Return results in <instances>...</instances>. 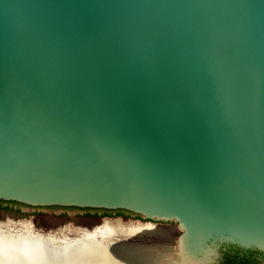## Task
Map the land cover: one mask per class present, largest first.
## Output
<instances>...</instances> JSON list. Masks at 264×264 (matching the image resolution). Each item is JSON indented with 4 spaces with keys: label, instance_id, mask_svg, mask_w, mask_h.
I'll return each instance as SVG.
<instances>
[{
    "label": "water",
    "instance_id": "water-1",
    "mask_svg": "<svg viewBox=\"0 0 264 264\" xmlns=\"http://www.w3.org/2000/svg\"><path fill=\"white\" fill-rule=\"evenodd\" d=\"M0 202L166 222L106 240L183 264L264 253V0H0Z\"/></svg>",
    "mask_w": 264,
    "mask_h": 264
},
{
    "label": "bare ground",
    "instance_id": "bare-ground-1",
    "mask_svg": "<svg viewBox=\"0 0 264 264\" xmlns=\"http://www.w3.org/2000/svg\"><path fill=\"white\" fill-rule=\"evenodd\" d=\"M6 220L10 225L15 224L8 218ZM19 225L23 223L15 226ZM108 233L105 232L107 237L103 239L95 236L63 238L52 234L29 233L23 228L0 229V264H42V259L46 258L55 262H57L56 258L60 259L63 264H183L186 262L155 248L146 249L143 244L120 243L110 247L111 240H106L111 237ZM47 241L54 245L62 244L66 250L54 249V255L43 257L44 253L40 250L46 248ZM37 250L40 252L34 253ZM34 255L37 257L35 258Z\"/></svg>",
    "mask_w": 264,
    "mask_h": 264
},
{
    "label": "rangeland",
    "instance_id": "rangeland-1",
    "mask_svg": "<svg viewBox=\"0 0 264 264\" xmlns=\"http://www.w3.org/2000/svg\"><path fill=\"white\" fill-rule=\"evenodd\" d=\"M21 208H15V207H7V209L5 208H0V217H2L1 222H3V218L6 215H13V216H17V218L22 221V222H26V221H31L32 223L35 224V227L40 230L41 232H58L60 231H65L67 230L66 228L68 226H78L81 230H86L90 228V224H89V219H97L99 218V216H87L86 215V211L85 209H81V208H61V207H31V206H26V205H20ZM93 212V210H92ZM95 212V211H94ZM116 212V211H114ZM111 220H115V221H109V222H105L101 225H98L96 227H94L93 230L91 231H87L84 234H78L74 237H89V236H95V238H102L103 237H107V235L105 234V232H109L108 235L111 236L110 233L114 234V233H118V234H131V233H146V232H158L159 229L157 228L156 225H154V223H158L159 225H167L166 222L161 223V222H153V223H146V221H142V219H140V222H135L137 219V216H131L130 214H127L126 212L121 211V216L116 217L115 215L113 217H111ZM124 219V220H130L131 223L129 224H125L123 223L121 220L117 219ZM8 226L5 228H2L3 226H0V229L2 230H7L9 228H16V229H20L23 228V230H26L29 233H34V234H42V233H38L35 230L32 229V225L30 223H23V225H19L18 227L14 226V225H10V223H7ZM168 225L172 226V227H176V225H173L171 223H169ZM115 228V229H114ZM177 232L171 231L170 230V237H168L167 239H155L156 237L153 238V240H155V242H175V238H177ZM47 235V234H44ZM52 235H56L58 237H63V238H74V237H68L67 235L63 234V235H58V234H52ZM160 237V236H157ZM171 238V239H170ZM152 239V238H151ZM157 240V241H156ZM159 240V241H158ZM42 251L43 257L47 256L49 254H53L54 255V250L50 251L47 247L40 250ZM40 251H35L36 252H40ZM41 252V253H42ZM56 252V251H55ZM35 256V255H34ZM33 257V256H32ZM37 256H35L36 258ZM47 259V258H46ZM46 259H42V264H63V262H61L60 259H55L57 262L55 261H50V260H46ZM33 260V259H32ZM59 260V261H58ZM220 261V259H219ZM218 261L217 264H219L220 262ZM34 264V263H32Z\"/></svg>",
    "mask_w": 264,
    "mask_h": 264
},
{
    "label": "trees",
    "instance_id": "trees-1",
    "mask_svg": "<svg viewBox=\"0 0 264 264\" xmlns=\"http://www.w3.org/2000/svg\"><path fill=\"white\" fill-rule=\"evenodd\" d=\"M121 213V211H119ZM264 255L259 250L242 249L235 245H226L221 249L220 261L222 264H264L259 256Z\"/></svg>",
    "mask_w": 264,
    "mask_h": 264
},
{
    "label": "flooded vegetation",
    "instance_id": "flooded-vegetation-1",
    "mask_svg": "<svg viewBox=\"0 0 264 264\" xmlns=\"http://www.w3.org/2000/svg\"><path fill=\"white\" fill-rule=\"evenodd\" d=\"M7 207L21 208L20 204H17L14 202H10V203L0 202V208L7 209ZM61 208L67 209L68 207H61ZM70 208H72V207H70ZM92 210H93V212H92ZM85 211H86L87 216H99V217L110 216V217H113L114 215L115 216L121 215V213H119V211H117V212L111 211L110 212V211H103V210H96V209H85ZM142 221H146V223L151 222L150 220H146V219H142ZM153 222H155V221H152L151 223H153ZM259 259H261L262 262L264 263V255L259 256ZM219 262H220L219 264H222L221 261H219Z\"/></svg>",
    "mask_w": 264,
    "mask_h": 264
}]
</instances>
